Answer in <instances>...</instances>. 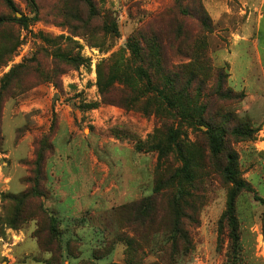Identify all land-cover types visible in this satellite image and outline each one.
I'll list each match as a JSON object with an SVG mask.
<instances>
[{
  "label": "rangeland",
  "instance_id": "374dc122",
  "mask_svg": "<svg viewBox=\"0 0 264 264\" xmlns=\"http://www.w3.org/2000/svg\"><path fill=\"white\" fill-rule=\"evenodd\" d=\"M12 1L0 0V154L16 158H0V264H88L96 248L112 250L98 264H264V0ZM201 34L210 71L180 114L130 44L187 65ZM230 152L253 189L231 218Z\"/></svg>",
  "mask_w": 264,
  "mask_h": 264
},
{
  "label": "trees",
  "instance_id": "16d2710c",
  "mask_svg": "<svg viewBox=\"0 0 264 264\" xmlns=\"http://www.w3.org/2000/svg\"><path fill=\"white\" fill-rule=\"evenodd\" d=\"M7 6H9L11 9H15V4L12 0H4ZM31 4L32 8L35 12H37V3L36 0H28ZM202 11V8L200 7L199 10H197L196 16L194 19H196L202 26V32L204 33H211L212 27L211 24L207 20H205L200 12ZM1 21V20H0ZM3 21V20H2ZM21 21L24 27L28 26V22L26 18H23ZM203 34V33H202ZM200 35L195 42L199 44L201 48V51H191L192 56H195V62L196 58L198 59L201 57L202 65L200 66V63L195 64H187V65H170L167 54L164 52L161 48V45L156 47V50L153 48L148 47V51H144L141 53L139 51V48L134 44H130V49L132 50V53L137 59L139 60L140 64L142 65L138 69V75H140L143 78H146L148 80V84L150 86L154 87V91L159 94V96L162 97V99L165 101V103L169 106V108L178 110L180 114H186L191 111V106L197 103V100H199V97H201L204 89V85L206 84L207 76L209 74V61L206 59V51H207V44H206V37L203 35ZM152 42H158L157 38L153 39ZM215 95L220 96V98L223 97V99H232V97H229L228 94H222L221 92H215L213 93ZM211 97V96H210ZM194 111V110H193ZM194 115H199V112H194ZM207 127L210 128L211 132L217 131L211 124H205ZM219 131L221 134L220 139L215 137H212L211 142L214 145L211 153L212 157H218L223 149V145L225 143V136L226 131L223 128H220ZM220 136V135H219ZM217 137V136H216ZM45 149L49 150V147L51 146L47 139H45ZM176 149L179 153L183 152V144L179 140H176ZM190 152H188V155L194 156V154L191 152L190 149H188ZM195 157V156H194ZM192 158V157H191ZM227 162L228 165L225 168V178L234 184V191L230 195V202L229 207L227 211V215L233 217L234 214V208H235V202H236V194L241 190H246L249 192H253L252 187L250 184L238 177V166H237V155L233 152H230L228 154ZM184 164L190 166V163L192 160L188 157L182 158ZM34 173L38 174L43 171L40 169L37 170L35 168ZM30 182H33L30 178ZM36 186H34L32 189H34L33 192L37 193V190L35 189ZM38 197V196H37ZM262 203H264V200L260 199ZM43 212V215L46 213L43 209L41 210ZM45 212V213H44ZM53 213H50V218L53 219ZM50 229L54 233L53 228V222L50 220ZM232 233L234 234L235 238L237 239L239 236L237 234V228L234 227L232 230ZM53 238V237H52ZM53 240L51 237L49 238V241ZM46 241V240H45ZM48 241V240H47ZM46 241V242H47ZM48 241V242H49ZM51 241L49 244L51 245ZM112 254V250L109 252H105L102 250V248H96L93 250L91 258L88 261V264H98V261H101L102 259L108 258ZM78 258V257H77ZM109 264H120V263H109ZM126 264H136L133 260L126 261Z\"/></svg>",
  "mask_w": 264,
  "mask_h": 264
},
{
  "label": "crops",
  "instance_id": "0c3cea01",
  "mask_svg": "<svg viewBox=\"0 0 264 264\" xmlns=\"http://www.w3.org/2000/svg\"><path fill=\"white\" fill-rule=\"evenodd\" d=\"M261 132H264V130L263 131H261ZM2 157H5V158H8V159H10V157H11V159H12V157H13V154H5V153H3V154H0V158L2 159ZM16 159V158H15ZM15 159H12L11 161H13V164H16L15 163ZM3 165H5V162L3 163ZM3 167H0V177L2 178L3 177Z\"/></svg>",
  "mask_w": 264,
  "mask_h": 264
}]
</instances>
